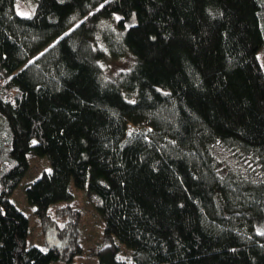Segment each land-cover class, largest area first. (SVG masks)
I'll use <instances>...</instances> for the list:
<instances>
[{
	"label": "trees",
	"instance_id": "trees-1",
	"mask_svg": "<svg viewBox=\"0 0 264 264\" xmlns=\"http://www.w3.org/2000/svg\"><path fill=\"white\" fill-rule=\"evenodd\" d=\"M34 2L0 0V264L57 260L11 201L29 154L36 216L98 196L96 264H264V0Z\"/></svg>",
	"mask_w": 264,
	"mask_h": 264
},
{
	"label": "rangeland",
	"instance_id": "rangeland-1",
	"mask_svg": "<svg viewBox=\"0 0 264 264\" xmlns=\"http://www.w3.org/2000/svg\"><path fill=\"white\" fill-rule=\"evenodd\" d=\"M34 1L16 0L15 12L18 15H31L35 8ZM257 57L264 69V45L258 49ZM132 62L131 55L126 53L119 58L102 60L101 66L107 76H112L130 67ZM134 128L142 133L148 130L145 125H128L129 131ZM48 170L49 164L45 158L29 154L25 174L11 195V201L27 217V243L41 250L49 247L55 251L57 260L51 264H96L98 252L110 250L112 242L103 234V223L98 211L99 198L95 193L77 189L71 183V199L49 206L41 217L36 216L34 207L27 203L24 195L26 185ZM260 228L264 229V226ZM47 234L53 239L50 245L45 239ZM116 253L118 258L130 262V251L123 245L117 244Z\"/></svg>",
	"mask_w": 264,
	"mask_h": 264
},
{
	"label": "water",
	"instance_id": "water-1",
	"mask_svg": "<svg viewBox=\"0 0 264 264\" xmlns=\"http://www.w3.org/2000/svg\"><path fill=\"white\" fill-rule=\"evenodd\" d=\"M45 239H46L47 243H49V245H50V242L53 240L52 237H51L50 235H48V234L46 235V238H45ZM57 244H58V243H57ZM47 249H48V250H49V249L51 250V248H49V247H48Z\"/></svg>",
	"mask_w": 264,
	"mask_h": 264
}]
</instances>
